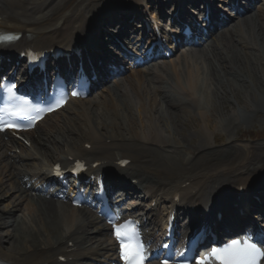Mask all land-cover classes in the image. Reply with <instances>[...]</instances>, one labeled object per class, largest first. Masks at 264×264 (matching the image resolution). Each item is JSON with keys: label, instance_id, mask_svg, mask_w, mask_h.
I'll list each match as a JSON object with an SVG mask.
<instances>
[{"label": "bare ground", "instance_id": "1", "mask_svg": "<svg viewBox=\"0 0 264 264\" xmlns=\"http://www.w3.org/2000/svg\"><path fill=\"white\" fill-rule=\"evenodd\" d=\"M110 1L112 3L107 4L109 0H44L36 5L35 0H0V31L21 34L18 41L0 50V59L4 60V54H16L27 47L48 50L55 46L68 49L77 46L81 48L83 61L96 65L100 38L105 35L109 38L107 42L120 47L114 41L117 38L126 45L137 28L135 20L142 17L137 6L121 13L104 12L110 8L108 6L123 0ZM129 1L142 0L126 2ZM151 1L152 6L158 7L154 12L160 17L164 5L174 0ZM208 6L209 14H216L210 0ZM172 16L190 17L185 7L177 5ZM242 23H248L249 28L232 31ZM230 26L213 35L206 42L205 50L192 55L191 62L182 58L179 66L186 65L181 68L182 72L178 65L167 62L158 63L159 72L131 69L129 74L105 86L106 97L94 93L95 98L71 100L74 116L65 117L59 123L50 119L58 120L62 109L49 115L35 131L25 133L28 146L8 134L0 135V184L4 183L3 178L8 182L1 186L5 191L0 193V201L9 198L15 202L8 207V201L0 208V258L5 264H95L113 254L114 247L101 216L67 202L57 203L51 197L33 196L26 188L25 176L47 179L57 163L66 169L74 161L82 160L89 166L88 173L98 176L107 174L111 167L118 169V165L128 159V170H118L122 175L117 177L118 181L106 179L110 196L120 187L125 190L118 192L120 200L137 193L142 198L149 196L150 201L155 199L157 204L162 202L165 209L160 210L161 221L168 215L169 208L175 217L194 215L206 209L215 197H235L239 187L244 189L243 193L249 191L242 196L243 216L237 218L234 212L221 208L218 210L221 220L215 223L213 212L207 216L208 224L216 228L222 222L235 219L242 222L250 213L264 212V187L247 190L248 186L256 184L251 178L264 175V142L239 148L230 140L224 147H216L207 142L200 128L183 134L178 118L170 124L165 117L171 109L193 108L192 112L197 109L196 115L210 127L213 120L202 105H207L209 111L214 110L213 95L234 99L243 119L249 114L264 112V11L257 6ZM197 55L203 59L197 61ZM74 57L70 55V59ZM16 60L9 62L11 69L20 66L15 64ZM61 61L59 57L58 62ZM202 68L211 75L209 81L206 73L202 76ZM98 73L100 79L103 73ZM241 89L245 91L244 98L240 95ZM224 108L229 111L228 106ZM226 115L227 119L224 116L221 119L227 120L228 125L235 121ZM71 119L77 122V130L67 126ZM67 131H79V140L68 137ZM199 134V141L192 144L191 139ZM245 138L254 141L264 139V135L254 131L252 136L237 140ZM50 144L61 146L40 152V145L48 147ZM17 145L24 148L20 153L13 150ZM95 162L98 165L93 166ZM138 202L137 205L142 206L143 201ZM155 210L150 207L141 211L148 221L157 223ZM6 214L14 216L7 221L4 220ZM6 229L8 231L4 232ZM6 239L11 242L9 245L21 241L23 248L4 249L2 243Z\"/></svg>", "mask_w": 264, "mask_h": 264}, {"label": "rangeland", "instance_id": "2", "mask_svg": "<svg viewBox=\"0 0 264 264\" xmlns=\"http://www.w3.org/2000/svg\"><path fill=\"white\" fill-rule=\"evenodd\" d=\"M42 1L44 0H35V4L36 5H39ZM117 1V0H116ZM127 0H123L121 2H118L117 4H114V5H111V6H108L110 8H107L108 10L109 9H112V8H119L121 7L122 5H124V3L126 2ZM109 3H112V1L109 0ZM126 3H129V6L133 5L135 6V2H126ZM137 4V3H136ZM31 6V5H30ZM136 6H139V4H137ZM262 8L264 9V6L262 5ZM146 9L149 11V6L146 7ZM103 11H106L103 10ZM163 22V21H162ZM248 23H242L240 25H236L233 27L232 31L233 32H237L239 30V27L241 28V30H246L245 28H249L247 25ZM206 47H201V48H198L196 50H194L193 52L194 53H200L201 50L205 49ZM192 52V54H193ZM191 53L189 54V52H181V53H176L170 57H167L166 59H160L158 60L157 62L158 63H162V62H167L168 64H176L179 66V61L182 59V58H186L189 62L192 61L193 58H191ZM197 58H199V55L196 56ZM203 59V56H201L199 59H196L197 61H201ZM156 63V62H155ZM193 63V62H192ZM202 63V62H201ZM186 67L185 64H183V66H179L181 72H182V67ZM152 69H154V71H158L159 69L156 68V64L151 67ZM163 68V66H162ZM170 68V67H169ZM206 68V67H205ZM169 70V69H168ZM202 71V76L205 75L206 72H203L205 71V69H201ZM211 73V72H210ZM207 74V73H206ZM209 75L207 74V79L208 81L210 80L211 78V75L208 77ZM215 76V75H214ZM183 77V76H182ZM253 89V88H252ZM243 89L240 90V95L244 98L245 97V91L243 92L242 91ZM105 92H103V94H101L100 96L103 98V97H106L107 94H104ZM159 94V92H158ZM99 95L97 96L98 99H100ZM211 97V96H210ZM101 98V99H102ZM134 99V98H133ZM212 100H213V109L214 110H210L209 111V108L207 107V105H202L204 110H206V114L210 116V120L212 119V124L210 127H206L204 122L196 115L197 113V109L195 110V112H192L193 108H188V109H185V110H182L181 108L180 109H174L172 111V109L170 110V114H167V116L165 115V117H167V121L170 123V124H173L175 119L178 118L179 120V129L182 131L183 134H186L188 133L189 130H194L195 127L197 129L200 128V130H202V132L205 134L206 138H207V142L213 144V146H216V147H224L230 140L233 142V145L235 146H242V145H246L248 146L247 144L249 143H256V142H264V139H260V140H254V141H249L247 140V138L245 139H241V140H237V139H240L242 137H248V136H252L254 131H257L258 133L260 134H263L264 135V112H259V113H253V114H249L247 115L246 118H241L240 114L238 112H240V110L238 111V108H237V104L235 103V100H226V99H223L222 97L220 96H215L214 95L212 96ZM225 100V101H223ZM135 101V100H134ZM215 101V102H214ZM229 102V103H228ZM136 103V101H135ZM223 103V104H221ZM204 104V103H203ZM217 105V107H216ZM222 105V106H221ZM136 106V104H135ZM215 106V107H214ZM229 107V111L227 112L226 109L224 107ZM232 106V107H231ZM71 106H69L68 108L64 109L62 112H60L61 114V117L59 118L60 122L61 123V120L63 119L62 116L64 115H68L69 116H73V112L72 110L70 109ZM181 107V106H180ZM220 107V108H219ZM222 107V108H221ZM169 109V108H168ZM215 111V112H214ZM220 111H221V114H220ZM134 113L136 114L137 112L135 111L134 109ZM231 113V114H230ZM234 113V114H233ZM156 114V113H155ZM228 114L229 115V119L232 117L233 120L235 121H232L231 124H227V120L224 121V119H227L228 116L226 115ZM196 115V116H195ZM232 115V116H231ZM194 116V117H193ZM224 116V119L222 120L221 118ZM235 116V117H234ZM237 116V117H236ZM227 117V118H226ZM173 119V120H172ZM194 119V120H193ZM190 120V121H189ZM223 121V122H222ZM75 125H74V124ZM233 123V124H232ZM217 124V125H216ZM77 122L75 121H70L69 124L67 123V126L68 127H71L72 129L74 128L75 130H77ZM229 126V127H228ZM211 129V130H210ZM73 130V131H75ZM66 135L69 137H72L74 136L73 138L75 139H78L79 140V135H80V132L79 131H76V132H70L67 131L65 132ZM72 133V134H71ZM77 133V134H75ZM199 136H195L191 139V143L192 144H196L198 141H199ZM230 137V138H229ZM234 140V141H233ZM236 140V141H235ZM235 142V143H234ZM186 145H189V143L186 142ZM52 146V147H51ZM60 148V144H50L48 147L45 146V145H40L39 147V150L41 153H44V151L49 148L51 149H55L54 148ZM246 146H242L241 148L243 147H246ZM87 148H89V146H86ZM169 153V152H168ZM176 155L174 153H169V155ZM168 155V156H169ZM262 179L261 178H258L257 182H261ZM2 182H4V184H6V182L3 180ZM2 184H0V193L1 192H4L5 190H2L1 188ZM9 201V202H8ZM146 203H145V206H148V203L147 201L148 200H145ZM9 203L8 207H10L12 205V203H15L13 202L12 200H10L9 198L4 200V201H0V208L3 207L4 208V205L6 203ZM2 209V208H1ZM5 214V213H3ZM13 215L11 214H6L4 216V220H7L9 221L11 218H12ZM1 221V220H0ZM8 230L6 229L4 232H7ZM7 240V239H6ZM11 244V242H9V240L7 241H4L2 243V245H4V249H10V250H15V249H22L23 248V245L20 242H15L14 244L12 245H9Z\"/></svg>", "mask_w": 264, "mask_h": 264}, {"label": "snow or ice", "instance_id": "3", "mask_svg": "<svg viewBox=\"0 0 264 264\" xmlns=\"http://www.w3.org/2000/svg\"><path fill=\"white\" fill-rule=\"evenodd\" d=\"M11 36L0 35V43L12 40ZM12 115L26 116V112L20 111L11 113ZM4 123L0 119V124ZM111 223V221H110ZM114 235L122 245V256L126 264H143L144 250L143 245L137 239L135 227L131 222H124L120 226L113 224ZM253 237L245 234L244 237L234 239L223 247H213L207 251L205 255L197 261V264H259L264 259V249L253 243Z\"/></svg>", "mask_w": 264, "mask_h": 264}]
</instances>
